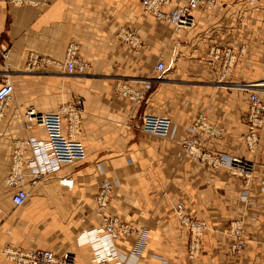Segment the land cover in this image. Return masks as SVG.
Returning a JSON list of instances; mask_svg holds the SVG:
<instances>
[{
	"label": "crops",
	"instance_id": "crops-1",
	"mask_svg": "<svg viewBox=\"0 0 264 264\" xmlns=\"http://www.w3.org/2000/svg\"><path fill=\"white\" fill-rule=\"evenodd\" d=\"M195 28L172 33L167 24L147 16L141 0H31L14 4L0 0V84L9 78L14 86L12 103L0 125V250L9 243L56 253L72 251L78 264H94L88 244L78 235L104 222L96 193L104 180L116 182L111 212L148 230L146 249L137 258L121 237V258L129 264H260L264 251V194L258 179L264 177V128L254 156V182L250 203L241 200L244 179L230 170H210L184 156L181 140L192 138L187 126L200 113L223 128L220 138H204L212 150L247 157L242 135L251 90L236 83L264 85V0H221L212 10L195 13ZM139 29L146 46L133 53L119 40L120 29ZM71 40L91 66L84 75H69L61 66ZM244 48L226 83L218 81L219 66L209 62L211 46ZM31 52L54 63L37 70L27 68ZM148 56V57H147ZM158 59L166 63L156 72ZM140 78L153 87L135 108L121 99L116 81L135 86ZM74 96L84 98L80 137L87 157L65 163L53 175L33 186L29 197L16 207L6 186L10 153L18 140L29 136L46 139L45 128H27L23 114L28 106L55 109ZM146 113L169 115L178 125L174 139L142 129ZM25 151L30 154L28 145ZM101 164L104 172L98 168ZM186 210L208 224L202 255L187 258L186 230L174 207ZM243 218L245 248L233 252L226 234L231 221ZM161 254L164 259L157 257ZM0 264H14L0 252Z\"/></svg>",
	"mask_w": 264,
	"mask_h": 264
},
{
	"label": "built area",
	"instance_id": "built-area-1",
	"mask_svg": "<svg viewBox=\"0 0 264 264\" xmlns=\"http://www.w3.org/2000/svg\"><path fill=\"white\" fill-rule=\"evenodd\" d=\"M14 4L30 3L31 0H10ZM221 0H141L143 11L147 16L160 24L170 26L172 33H181L193 29L197 25L195 13L207 12L214 9ZM119 40L127 46L130 52L140 53L146 44L138 28L127 24L120 29ZM244 48L234 46L214 45L209 49L207 60L216 62L219 66L218 81L226 83L236 67L237 60L244 54ZM54 60L47 56L31 52L28 56L27 68L37 70L53 64ZM63 71L69 75H84L91 66L90 62L81 54V44L71 40L64 61ZM156 72H164L166 63L158 59L154 65ZM142 85L135 86L125 79L116 81L117 95L128 101L132 108L138 107L145 99L148 91L153 87L152 80L140 78ZM243 90H251L249 107L245 118L248 130L242 139L249 154H230L222 150H212L204 145V138L217 139L222 136L223 128L209 120L206 112H200L187 126V133L193 137H184L181 142L184 156L201 162L210 170L227 169L236 176L244 179L241 200L250 203L251 192L257 176L254 175V156L261 146V131L264 128V100L258 90L259 82L236 83ZM14 94L12 81L7 78L0 84V125L3 122L9 102ZM85 112L84 98L74 96L71 100L57 104L55 109L40 111L33 106L25 109L23 117L27 128L41 126L45 128L47 137L41 139L29 136L27 140H18L9 157L10 168L6 176V186L12 191V201L16 207L23 206L29 197L26 189V179L30 177L33 186L38 185L45 178L58 172L65 163H75L87 157L84 141L80 137L81 125ZM142 129L156 136L174 139L178 132V125L169 115L146 113L142 117ZM30 147V154L25 146ZM104 172L101 164L98 165ZM116 182L104 180L96 193L95 199L99 213L104 216L103 224L88 228L78 235L80 244H88L92 252L94 264H129L121 258L122 245L119 239L124 237L131 244L130 253L139 258L146 249L148 230L134 225L111 212V201ZM260 192L264 194V177L258 179ZM178 223L186 230L187 258L195 260L202 255L204 237L209 224L204 218H195L186 210L184 202H178L175 207ZM226 234L233 239L231 249L239 252L245 248V222L237 218L230 222ZM0 252L7 260L14 264H78L77 254L72 251L56 253L53 250L38 249L15 245H4ZM157 257L164 259L161 254ZM264 264V251L261 263Z\"/></svg>",
	"mask_w": 264,
	"mask_h": 264
},
{
	"label": "rangeland",
	"instance_id": "rangeland-1",
	"mask_svg": "<svg viewBox=\"0 0 264 264\" xmlns=\"http://www.w3.org/2000/svg\"><path fill=\"white\" fill-rule=\"evenodd\" d=\"M190 30V29H189ZM148 57V56H147ZM239 59V58H238ZM237 62H238V60H237ZM155 65V64H154ZM236 65H237V63H236ZM235 65V66H236ZM262 81H264V80H262ZM240 88V87H239ZM251 89H254V90H258L259 91V94H260V96L263 98V100H264V85H261V86H258V87H253V88H251ZM10 103H12V99L10 100V102H9V105H10ZM9 107V106H8ZM247 157H249V155L247 156Z\"/></svg>",
	"mask_w": 264,
	"mask_h": 264
}]
</instances>
